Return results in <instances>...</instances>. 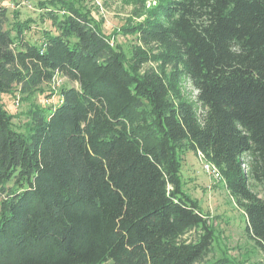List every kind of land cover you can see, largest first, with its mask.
Returning <instances> with one entry per match:
<instances>
[{
	"label": "trees",
	"instance_id": "1",
	"mask_svg": "<svg viewBox=\"0 0 264 264\" xmlns=\"http://www.w3.org/2000/svg\"><path fill=\"white\" fill-rule=\"evenodd\" d=\"M15 1L0 0V99L30 107L22 131L0 101V264H201L214 233L182 190L184 150L219 170L264 253L248 184H264V0L161 2L128 56L66 0H25L50 22L33 39Z\"/></svg>",
	"mask_w": 264,
	"mask_h": 264
},
{
	"label": "rangeland",
	"instance_id": "2",
	"mask_svg": "<svg viewBox=\"0 0 264 264\" xmlns=\"http://www.w3.org/2000/svg\"><path fill=\"white\" fill-rule=\"evenodd\" d=\"M82 5L92 17L103 35L111 45L119 48L126 56L137 43L134 31L142 25L147 13L159 3L168 0H66ZM8 8L10 19L13 21H25L34 18L35 23L30 24L27 34L33 39H38L43 27L50 23L46 18L41 22L38 19V11L33 4L25 0H16L14 3L4 2ZM37 8V7H36ZM18 12V14L16 13ZM65 80L61 83L63 84ZM51 84L50 89L57 91L62 85ZM181 92L186 100L195 107L196 91L188 80L180 83ZM46 89V87H45ZM2 95L0 99L8 114H15L13 122L20 130H24L27 118L25 114H19L30 107V102H20L19 97L14 99ZM16 99L19 101L15 105ZM34 103H46L45 94L36 93ZM58 99V94L47 99L48 106L53 105ZM30 100V101H31ZM179 161V176L183 192L194 200L205 216L208 226L214 233V241L210 254L204 258L201 264H210L221 261L225 264H264V253L248 238L245 231V215L240 210L228 191L223 180H215L204 170V163L191 150L177 153ZM244 170L248 171L250 158L248 155L241 157ZM250 190L264 200V184L255 183L248 179Z\"/></svg>",
	"mask_w": 264,
	"mask_h": 264
},
{
	"label": "built area",
	"instance_id": "3",
	"mask_svg": "<svg viewBox=\"0 0 264 264\" xmlns=\"http://www.w3.org/2000/svg\"><path fill=\"white\" fill-rule=\"evenodd\" d=\"M64 79L63 78H55L54 81H53V84H55L56 82V85H60V83L63 81ZM17 105V103H16ZM198 156L200 157V159L203 161L204 163V170L209 174V176L215 180H222V177H221V174L219 172V170L211 163L205 161L204 157L202 154L198 153ZM106 264V263H105Z\"/></svg>",
	"mask_w": 264,
	"mask_h": 264
}]
</instances>
